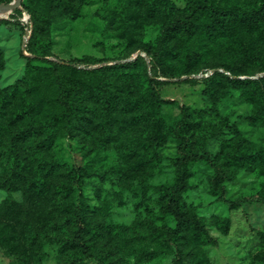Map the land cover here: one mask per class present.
I'll return each instance as SVG.
<instances>
[{"label":"rangeland","instance_id":"374dc122","mask_svg":"<svg viewBox=\"0 0 264 264\" xmlns=\"http://www.w3.org/2000/svg\"><path fill=\"white\" fill-rule=\"evenodd\" d=\"M167 1L179 12L191 2ZM22 2L21 8L0 12V88L17 86L26 97H32V87L38 82L35 75L49 67L44 61H28L24 57L29 53L23 43L30 35L31 57L38 51L52 61L81 59L85 55L102 60L90 66L77 63L80 70L92 71L133 61L138 55L145 59V64L127 70L124 76L93 73L106 88L128 89L132 85V97L143 96V101L128 103L122 112L114 114L118 124H113L111 129L102 127L93 116H81L69 136L58 137L51 147L60 164L88 172L82 187L89 206L88 223L96 234L94 237L108 242L119 255L129 243H136L134 230L157 245L160 238L153 234L155 229L176 226L161 191L176 179L174 161L179 156V141L174 128L181 117V106L187 109L188 118L180 132L189 137L190 152L214 157L223 142L238 137L244 139L250 152L264 149V91L257 90L250 82L264 76V63L242 58L239 51L235 52L236 45L230 36L207 35L201 29L190 37L181 31L168 34L163 66L171 76H158L160 81L168 83L160 84L158 89L163 99L178 104L161 105L162 139L152 144L148 121L151 101L146 100L144 82L146 74L150 75L149 58L142 48L157 45L163 24L160 18L146 12L145 0ZM248 44L260 49L258 54L264 58V37H250ZM190 48H198L205 54L190 62L186 59ZM222 63L231 67L234 74L230 76L220 68ZM209 71L228 74L232 80L221 77L209 82H191L190 79H200L197 75ZM73 77L81 79L80 87L74 90L75 98L88 107L91 102L81 96L87 73H75ZM23 101L19 97L9 106L6 122L12 121V125L7 134L25 124L20 120L13 122ZM22 150L23 147H18L19 153ZM189 173L190 187L182 194L183 205L218 245L201 244V237L189 227L171 249L158 246L161 252L151 260L137 262L129 256L122 264H172L178 250L187 253L183 264H264V206L244 203L230 209L211 195L208 179L213 171L206 163H192ZM2 179L0 168V264H34L40 255L41 264H60V245L45 241L46 234H64L59 228L63 217L53 211L48 201L51 184L49 190L43 188L42 195L34 196V205H21L22 191L9 193L1 187ZM224 185L230 200L264 195V165L238 169ZM8 196L13 200L12 208L5 205ZM120 227L130 228L129 235H122ZM85 262L97 264L90 259Z\"/></svg>","mask_w":264,"mask_h":264},{"label":"trees","instance_id":"16d2710c","mask_svg":"<svg viewBox=\"0 0 264 264\" xmlns=\"http://www.w3.org/2000/svg\"><path fill=\"white\" fill-rule=\"evenodd\" d=\"M2 2L8 0H0V3ZM145 4L146 12L152 17L160 18L163 24V34L157 45H145L142 48L149 58L150 75L146 74L144 82L147 87L146 100L151 101L148 118L152 129L150 138L152 144H157L162 139L161 105L178 104L176 101L163 99L158 89L160 84L168 83L160 81L157 77L171 76L163 66L168 34L171 31H181L190 37L201 29V32L207 35L219 33L230 36L233 45H236L235 52L239 51L242 58L257 59L264 63V58L258 54L261 50L248 44L250 37L255 35L264 37V0L243 3L191 0L183 12L175 10L167 0H145ZM31 44L30 35L26 45L29 55L24 57L28 61H44L49 67L40 69L35 75L38 82L32 87V97H26L17 86L0 88V168L3 171L1 187L9 193L22 191L21 205H34V196L42 195L43 188L47 191L48 185L51 184L48 201L53 211L63 217L59 228L64 234H46L48 239L45 241L60 245V264H86L87 259L97 264H122L129 256H133L137 262L148 261L161 252L158 246L165 249L176 246L180 239L178 236L182 238L189 227L195 230L199 238L201 237V244L217 246L218 241L209 235L199 219L189 214L183 205L182 194L190 187L189 166L194 162H204L212 169L213 173L208 179L210 193L230 209L239 208L244 203H260L264 206L262 194L228 199L224 185L225 180L238 169L264 165V149L250 152L243 143L244 139L238 137L223 142L214 157L208 153L190 152L187 150L189 137L180 132V128L184 127L188 118L187 109L181 106V117L174 128L175 136L179 141V156L174 161L176 179L171 186L161 191L167 210L174 217L176 226L157 227L153 232L156 238H160L157 245L154 244V240L148 241L144 234L134 230L136 243L134 245L129 243L127 249L120 251L121 255H119L108 242H102L98 237H94L96 234L88 223L89 206L82 193L88 172L81 167L69 168L60 164L51 152V147L58 137L69 136L77 123H80L81 116H90V118L93 116L94 119L99 120L102 127L111 129L113 124H118L114 114L122 112L128 103L143 101V96L132 97V85L128 89L106 88L94 78L93 73L112 72L115 76H124L127 70L145 64V59L138 55L133 61L105 65L92 71L80 70L76 68L77 63L90 66L101 63L102 60L85 55L81 59L52 61L42 57L43 55L38 51H34L35 56L31 57L33 53ZM204 54L205 52L198 48H190L186 52V59L190 62L195 61ZM222 64L220 68L230 76L234 74L231 67ZM262 70L264 71V68ZM80 72L87 73L81 85V96L91 102L88 107L75 98L74 90L80 87L81 79L74 78L73 75ZM230 76L213 72L206 77L190 80L209 82L221 77L232 80ZM250 82L257 90L264 91V76ZM19 97H23L24 101L16 109L13 122L20 120L25 124L22 128L12 129L7 134L12 121L6 122V115L9 106ZM18 147H23L22 152L19 153ZM5 205L8 208L13 207L11 196H8ZM120 228L122 235H129L130 228ZM178 251L172 259V264H183V258L187 253ZM41 259V255L38 256L34 264H41Z\"/></svg>","mask_w":264,"mask_h":264},{"label":"water","instance_id":"95a60500","mask_svg":"<svg viewBox=\"0 0 264 264\" xmlns=\"http://www.w3.org/2000/svg\"><path fill=\"white\" fill-rule=\"evenodd\" d=\"M21 3H22V0H13L12 2H9V3H2V4H0V12H2L4 10H14L17 8H21ZM28 38H29V36H26V39L24 40V43H23V48H25ZM135 58H136V56L133 59H135ZM220 71H223V70H220ZM213 72L214 71H209V72H206L204 74H199V75H197V77H200V78L206 77V76H208V74L213 73ZM226 73H228V72H226Z\"/></svg>","mask_w":264,"mask_h":264},{"label":"built area","instance_id":"2783aa9c","mask_svg":"<svg viewBox=\"0 0 264 264\" xmlns=\"http://www.w3.org/2000/svg\"><path fill=\"white\" fill-rule=\"evenodd\" d=\"M27 42H28V40H27ZM27 42H26V45H27ZM26 47V46H25ZM209 75V74H208Z\"/></svg>","mask_w":264,"mask_h":264}]
</instances>
